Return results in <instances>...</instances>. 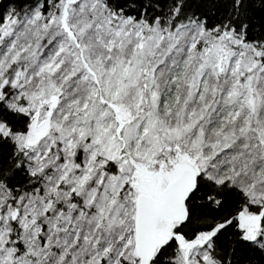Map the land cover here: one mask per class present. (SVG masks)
<instances>
[{"label": "snow or ice", "instance_id": "1", "mask_svg": "<svg viewBox=\"0 0 264 264\" xmlns=\"http://www.w3.org/2000/svg\"><path fill=\"white\" fill-rule=\"evenodd\" d=\"M0 264H264V0H0Z\"/></svg>", "mask_w": 264, "mask_h": 264}]
</instances>
